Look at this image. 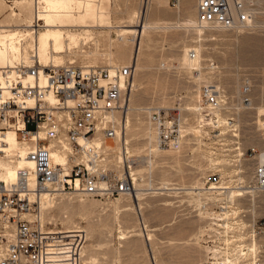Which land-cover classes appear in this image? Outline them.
Returning a JSON list of instances; mask_svg holds the SVG:
<instances>
[{
    "label": "built area",
    "instance_id": "2783aa9c",
    "mask_svg": "<svg viewBox=\"0 0 264 264\" xmlns=\"http://www.w3.org/2000/svg\"><path fill=\"white\" fill-rule=\"evenodd\" d=\"M195 14L205 29H249L255 22L254 0H196ZM39 67L33 61L0 69V132L13 128L34 164L32 188L23 169L17 170L13 182L0 179V264H82L86 230L46 224L36 205L37 193L52 187L106 202L122 195L136 198L137 190H146L139 186L147 177L146 166L139 167L137 156L126 149L123 153L117 149L125 136L119 114L127 107L134 67L110 70L73 63ZM204 69L207 74L198 82L192 107V126L197 130L193 135L204 151L222 159L221 164L209 165L202 181L205 189H190L201 199L203 231L216 237L207 246L204 262L264 264V218L238 204L264 192V117L255 127L256 142L246 143L238 110L250 106L251 84H242L233 103L215 80L216 63L207 60ZM143 112L155 132V146L180 151L189 126L182 111L150 105ZM55 153L62 156L61 163L55 162ZM216 166L230 173L223 177ZM221 185L240 188V194L230 197ZM165 186L152 182L150 189H186L172 182Z\"/></svg>",
    "mask_w": 264,
    "mask_h": 264
},
{
    "label": "rangeland",
    "instance_id": "374dc122",
    "mask_svg": "<svg viewBox=\"0 0 264 264\" xmlns=\"http://www.w3.org/2000/svg\"><path fill=\"white\" fill-rule=\"evenodd\" d=\"M146 1H149L148 4H145ZM0 4V25L6 33L26 25L15 17H9L8 6L15 5L14 0H4ZM195 7L196 0H94L93 11H88L82 26L64 30L71 34L74 42L78 41L71 42L70 49L65 45L67 56L64 64L73 61L80 66L106 67L110 65L108 59L112 58V65L132 64L134 67L131 92L127 88L126 93L128 109L123 117V127L128 128L124 136L125 149L139 156V167L145 166L143 157L153 140L152 131L155 135L146 121L144 107H178L189 125L187 139L180 151L157 152L153 165L145 170L147 177L139 180L140 188L146 190H142L143 193L140 191L136 198L122 195L105 202L82 195L61 194L46 207L44 221L50 227L55 225L68 229L80 226L86 230L83 264L85 259L88 261V256L94 258L91 264H206L207 246L216 242L214 235L203 231L206 217L199 205L201 199L190 189L204 186L203 176L209 165L221 164L222 159L212 157L195 140L193 134L197 132L192 126V107L198 99L195 96L198 82L207 74L205 63L213 60L218 66L215 80L233 103L240 97L242 84H251V104L239 109L238 115L246 133V143L256 142L255 127L264 117L257 116L256 112L257 107L264 106V0H254L255 22L252 28H203L202 34L195 27H188V24L182 27L178 23L197 20ZM31 8L30 28L43 31V21L37 20L36 12L40 8H36L35 0ZM142 11L139 18L141 24L153 22L160 26L163 22H171L172 27L143 30L137 27L142 30L138 59L143 67L136 69L130 61L131 36L128 41L122 40L116 30L124 24L136 25L138 20H130L129 15ZM175 23L179 27H174ZM68 42L70 39L67 38ZM194 47L199 49L200 67L196 69L199 77L182 61L184 50ZM33 59L36 62V58ZM133 124H138L142 130L140 137L134 135ZM152 143L155 146V138ZM0 154L10 166L8 156ZM217 168L220 172L228 170L220 166ZM11 169L14 170L13 167ZM152 182L163 186L169 182L177 183L186 189H150ZM116 201H120L121 205L127 204L129 209L115 210ZM238 202L243 210H250L255 217L264 218V192Z\"/></svg>",
    "mask_w": 264,
    "mask_h": 264
},
{
    "label": "bare ground",
    "instance_id": "6f19581e",
    "mask_svg": "<svg viewBox=\"0 0 264 264\" xmlns=\"http://www.w3.org/2000/svg\"><path fill=\"white\" fill-rule=\"evenodd\" d=\"M1 1H4V0H0V2ZM32 2L33 0H14L15 5L10 4L8 6L10 10L8 13L9 17H15V19H17L18 21H23L26 25L21 27V29L19 30L16 29L14 31L7 32V33L3 30V26L0 25V69L4 67L12 68V67H15L17 64H22V63L28 64L31 61L32 62L34 61L33 58H36V62L39 63L40 65L39 69H41V66L50 65V64L63 65L64 58L67 56L65 45L68 46V48L70 49L71 42L73 43L78 42V41L74 42L73 38H71V34L65 32L64 30L68 27L81 25L85 21L88 11L91 10L94 6V0H35L36 8L41 9V10L38 9L36 12V16H38L37 20L43 21L42 26L44 29L43 31L38 32V31L31 29L30 27L32 26L31 24H29L30 18L33 15V11H32L33 8H31ZM148 2L149 1H146L145 4H148ZM91 11H93V9ZM140 13L143 14V11L134 12L129 15L130 20L134 18L138 20L136 25L132 26L130 24H124V25L119 26L116 30L119 33L118 35H121L120 39L122 40L125 39V41H128L129 36H131V38H129V41H131L132 43V46H131L132 54L130 57L131 58L130 61L133 62V64H135L136 69L138 67L139 68L143 67L138 59V56H139L138 50H139V44H140V40L142 36L141 35L142 30L147 29V28L168 29L172 27V25L170 24L171 22H163V24L160 26L155 25V23L153 22H147V23L141 24L140 23L141 20H139L141 16ZM34 16H35V13H34ZM138 22L140 24H138ZM178 23L182 24V27H186L188 25H189L188 27H195L197 32H199V34L203 33L202 32L203 28L197 24V20L195 19H188L186 21H182ZM177 26L178 24L174 25V27H177ZM137 27H142V30L138 29ZM2 31L4 32L2 33ZM67 38L70 39V42L68 43H66ZM120 50L121 49H119L118 51ZM190 51L195 52L194 57L190 55ZM182 61L186 67L198 70V68L200 67L199 49L197 47L196 48L194 47V49L190 48V50L189 48H186L183 53ZM69 62L72 63L73 61H69ZM108 63H110V65H106V68L110 70H112L113 67L119 66L118 64L112 65L113 64L112 58L108 59ZM87 66H92V65H87ZM195 74H196V77H199V73L196 72ZM195 96L196 98L198 97L197 92ZM128 97H129V94H128ZM125 106L127 107L123 110V112L120 115L122 127L124 126L123 117L128 109L127 97H126ZM256 112L258 114L257 116L259 117L260 115H264V106L257 107ZM131 127L134 129L133 130L134 135H137L140 137L142 134V130L139 128V125L133 124ZM127 130L128 128L126 127L125 133L127 132ZM194 131L197 132L196 129ZM152 135H153V140H154L155 135L153 134V131H152ZM152 142L151 144L148 145L149 147L147 148L146 154L143 157V163L146 166V168L147 167L151 168V166L153 165V162L157 158V155H156L157 152L158 153L160 152V150L156 146H154ZM117 149L118 151H121L123 153L125 149L124 137L121 138V143L120 144L118 143ZM26 151H27L26 146L19 143L18 138H17V133L13 128H7L6 131L0 132V153H4L5 155L8 156V163L10 165L8 166V164H6L3 161L4 155L1 156L0 154V179L1 180H4L6 182H13L18 177L17 170L23 169L28 174V178H27L28 186L30 188L34 187V180H33L34 164L26 156ZM53 157H54L55 162L57 163H61L63 160L62 156L56 153L53 154ZM137 161H139V156H137ZM12 167L14 168V170L11 169ZM4 170L5 172L3 173ZM229 173H230L229 170L221 172L223 177L227 176ZM219 188H225L223 190L230 197L240 194V190H241L240 188L228 186V185L227 186L221 185ZM193 189H199L200 191V189H205V188L201 186V187H197ZM216 191L221 192L219 191V189H217ZM243 193L244 192H242L241 194ZM61 194H64V193L60 192L58 188H45L42 191H40V194L37 193V201L40 206V211L42 214L43 221H44L43 211L46 209L48 205H50L51 202L56 200L57 196ZM139 194H141V192L140 190H137L136 196H138ZM121 204L122 203H120V201H116L114 203L115 210L120 209V208L121 209L123 208V211L126 209H129V206L127 204L125 203L123 205ZM82 257L83 256L81 253V262L83 264ZM88 257H89L88 261L87 259H85L84 264H89V263L91 264V262L94 260V258L90 256Z\"/></svg>",
    "mask_w": 264,
    "mask_h": 264
}]
</instances>
